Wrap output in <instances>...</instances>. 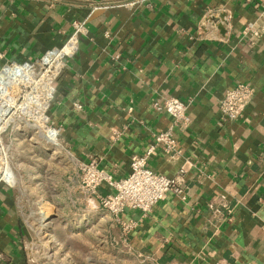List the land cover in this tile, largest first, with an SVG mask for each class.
I'll return each mask as SVG.
<instances>
[{
    "label": "crops",
    "instance_id": "0c3cea01",
    "mask_svg": "<svg viewBox=\"0 0 264 264\" xmlns=\"http://www.w3.org/2000/svg\"><path fill=\"white\" fill-rule=\"evenodd\" d=\"M84 20L53 99L69 155L125 177L131 157L170 125L153 104H188L177 153L157 148L148 162L182 174L184 200L168 195L145 216H123L133 226L127 253L144 264H264V0H0V57L38 58ZM236 84L253 93L242 116L223 123L218 102ZM87 202L90 221L103 217ZM19 204L0 191V264H38ZM104 220L118 240L120 224Z\"/></svg>",
    "mask_w": 264,
    "mask_h": 264
},
{
    "label": "rangeland",
    "instance_id": "374dc122",
    "mask_svg": "<svg viewBox=\"0 0 264 264\" xmlns=\"http://www.w3.org/2000/svg\"><path fill=\"white\" fill-rule=\"evenodd\" d=\"M44 54L24 62L0 58V184L5 173L13 183L7 191L29 232L27 257L38 264H144L127 253V239H113L104 216L94 222L85 216L93 202L77 190L63 126L52 116L65 59L42 66ZM24 63L9 74L12 64Z\"/></svg>",
    "mask_w": 264,
    "mask_h": 264
},
{
    "label": "built area",
    "instance_id": "2783aa9c",
    "mask_svg": "<svg viewBox=\"0 0 264 264\" xmlns=\"http://www.w3.org/2000/svg\"><path fill=\"white\" fill-rule=\"evenodd\" d=\"M85 23L86 20L73 23V33L65 44L60 48L45 52L44 57L55 51L62 52L59 60L61 62L71 57L76 51L77 40ZM250 27V25L247 26L246 30L248 31ZM62 66H64L63 63ZM252 93V88L247 84H236L228 88L218 102L217 109L220 120L226 123L234 122L240 118ZM74 108L80 110L81 106L75 103ZM153 108L157 112L168 115L171 119L170 125L166 130L152 135L153 143L146 148L143 154L131 157L128 163L129 172L125 177L116 179L112 174L100 169L94 160L84 162L70 155L71 162L75 167L77 190L83 197L95 200L103 216L110 217L120 224V235L125 240L130 235L133 226L130 221H121L123 216L128 213L145 216L168 195L184 200L185 180L182 174L167 177L154 172L148 162L157 148H161L166 156L177 153L178 143L174 136V130L189 127L191 121L187 115L188 104L176 98H167L159 103H154ZM122 131H127V127H123ZM114 135L118 137L117 132ZM1 184L4 185L2 190H11L7 181H3ZM101 188L107 190L105 196L98 194Z\"/></svg>",
    "mask_w": 264,
    "mask_h": 264
},
{
    "label": "bare ground",
    "instance_id": "6f19581e",
    "mask_svg": "<svg viewBox=\"0 0 264 264\" xmlns=\"http://www.w3.org/2000/svg\"><path fill=\"white\" fill-rule=\"evenodd\" d=\"M61 54H62V52L60 53V52H56V51H55V52L48 53V54L42 59L41 65H42V66H45V65L48 66L47 63H50L49 66L54 65L56 62H58V61L60 60ZM11 66H12V69L10 70V72L7 70V72H9V74L12 72V70L26 68L27 64H23V65H21V66H18V65H14V64H12ZM49 66H48V67H49ZM5 179H6V173H5V175H3V177H2V180H5ZM1 182H2V181H1ZM47 208H48V206H45L44 209H46V210L41 212V213H42L41 215H42V218H43V219H47L48 216H50V215H49V210H48ZM44 212H45V213H44Z\"/></svg>",
    "mask_w": 264,
    "mask_h": 264
}]
</instances>
